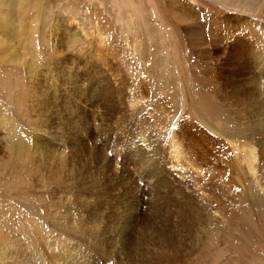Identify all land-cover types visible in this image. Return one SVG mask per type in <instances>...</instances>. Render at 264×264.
I'll return each instance as SVG.
<instances>
[{
  "label": "rangeland",
  "instance_id": "obj_1",
  "mask_svg": "<svg viewBox=\"0 0 264 264\" xmlns=\"http://www.w3.org/2000/svg\"><path fill=\"white\" fill-rule=\"evenodd\" d=\"M254 15L239 29L249 14L218 0H0L3 262L54 264L59 242L57 264H264V220L234 210L256 178L226 138L238 120L264 142Z\"/></svg>",
  "mask_w": 264,
  "mask_h": 264
},
{
  "label": "bare ground",
  "instance_id": "obj_2",
  "mask_svg": "<svg viewBox=\"0 0 264 264\" xmlns=\"http://www.w3.org/2000/svg\"><path fill=\"white\" fill-rule=\"evenodd\" d=\"M218 1L221 5L222 4L225 5L226 3H231L232 5H235L236 7L240 8L243 12H247L249 14L247 20H245L243 18L238 19V20L236 19V23H238L236 25L238 26L239 29H241L243 27V25H245V23H248L250 25V27L256 26L257 22H255L254 20H253L254 22L250 21V19H252L253 17L255 18L254 13L256 14L259 12L264 16V0H218ZM228 22H226L225 19H222V21L219 22V27H220L219 37L221 39L223 38L224 31L227 30L226 23H228ZM248 24H247V26H248ZM224 25L226 28H223ZM227 31H229V30H227ZM255 32H256V35L252 38L253 40L250 39V40H252L253 45L255 44L254 45L255 47H253V45H252L250 50L252 51V50L256 49L255 55H256V59L259 61V63L257 62L255 64H253L252 66H253V68H256L257 70L260 69L259 73L264 76V24L261 26V29H257V30H255ZM250 38H251V36H250ZM260 81H262V80H260ZM262 89H263V87H262ZM261 95H262V97H264V90H262ZM259 106L261 107V109L264 112V99L259 102V105L257 106V108ZM258 109H260V108H258ZM258 109H256L257 112H258ZM249 123H250V125H253L254 128L259 127V125L262 126L263 131H264V120L259 118L257 113L253 117V121H249ZM231 126H232L233 130L231 132H229L228 134H226V138L230 139L229 143L231 145V148L234 150V158L233 159L235 161V164L238 165L240 171L244 170L245 168L249 169V174L251 175V179L256 178L255 182L253 180L250 182L251 187H249L248 188L249 190L246 191L247 196L244 197L245 199L242 198L243 200H241V202L239 201L237 203L238 204L237 208L235 205H233V206H235L234 210H236V211L242 210L246 214H249V217H251V218L256 216L255 218L257 220H259L260 218H262L264 220V192L259 191V190L264 189V156L262 157L263 160L262 161L260 160L259 166H256V164H255V163H257L256 148L259 146L260 149L262 151H264V142H262V143L261 142L260 143L250 142L253 140L254 134L252 132H250L249 126H247L244 122H238V120H237L235 122H232ZM19 137H21V135ZM255 144L257 145L256 148H255ZM17 147L21 150L20 153H24L23 150H25V143H22L19 141L17 143ZM245 180H247V179H245ZM247 185H248V183H247ZM255 185L257 186L258 190L255 188ZM251 220L253 223H255L253 221L254 219H251ZM259 222H260V220H259ZM5 247L0 245V264H16V262H9V263H6V261L3 262L5 260V258L3 257L2 252L5 250ZM39 247H40V245L37 244L36 242H35V245L31 243V246H30V248H36V250H38V251L41 250L43 253L42 256L43 255L45 256V253H46L45 250L43 251ZM50 247H51L50 248L51 250H54L52 256L50 257V261L52 260L54 264H57V261H60L61 259H63L65 257L64 254L66 253V251H65L66 249H64V246H62L59 242L50 244ZM55 251H56V253H54ZM39 253H37V254H39ZM70 256H71V254L69 252V254L66 256V258L68 259ZM165 258L168 262H177L175 260H172L173 258H170V257H168V258L165 257ZM42 259H44V258H42ZM43 263H45V262H39L38 264H43ZM49 263H52V262H47V264H49Z\"/></svg>",
  "mask_w": 264,
  "mask_h": 264
}]
</instances>
